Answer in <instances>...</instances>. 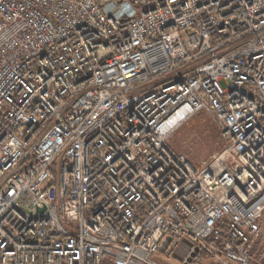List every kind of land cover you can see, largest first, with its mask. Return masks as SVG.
Listing matches in <instances>:
<instances>
[{"label": "built area", "instance_id": "1", "mask_svg": "<svg viewBox=\"0 0 264 264\" xmlns=\"http://www.w3.org/2000/svg\"><path fill=\"white\" fill-rule=\"evenodd\" d=\"M198 112L232 144L194 166L168 140ZM263 241L264 0H0V264H253Z\"/></svg>", "mask_w": 264, "mask_h": 264}, {"label": "rangeland", "instance_id": "2", "mask_svg": "<svg viewBox=\"0 0 264 264\" xmlns=\"http://www.w3.org/2000/svg\"><path fill=\"white\" fill-rule=\"evenodd\" d=\"M221 84L224 88L227 86L225 81ZM168 143L173 149L184 154L194 166L211 162L232 144L222 136L214 116L206 112H198L181 123L170 136ZM185 247L181 246L178 251L182 254ZM255 256L257 258L253 264H260L264 259V241Z\"/></svg>", "mask_w": 264, "mask_h": 264}, {"label": "bare ground", "instance_id": "3", "mask_svg": "<svg viewBox=\"0 0 264 264\" xmlns=\"http://www.w3.org/2000/svg\"><path fill=\"white\" fill-rule=\"evenodd\" d=\"M181 113L180 114H178V115H176L175 116V118L173 119V124L175 125V124H178L179 123V121H180V119H181Z\"/></svg>", "mask_w": 264, "mask_h": 264}, {"label": "crops", "instance_id": "4", "mask_svg": "<svg viewBox=\"0 0 264 264\" xmlns=\"http://www.w3.org/2000/svg\"><path fill=\"white\" fill-rule=\"evenodd\" d=\"M175 256L176 258H179L181 256V253L178 251Z\"/></svg>", "mask_w": 264, "mask_h": 264}]
</instances>
